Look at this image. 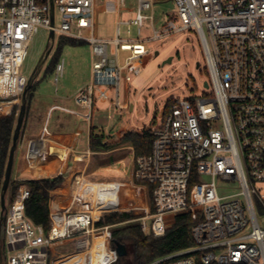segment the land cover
<instances>
[{"label":"built area","instance_id":"obj_1","mask_svg":"<svg viewBox=\"0 0 264 264\" xmlns=\"http://www.w3.org/2000/svg\"><path fill=\"white\" fill-rule=\"evenodd\" d=\"M158 1L166 0H136L134 18L118 21L116 37L107 40L96 34V16L112 13L118 18L125 0H102L100 5L96 0H53L58 28L51 26L48 5L0 0V106H19L27 85L21 68L39 28L90 48V81L73 97L79 109L92 112L96 93L107 101L103 87H113L112 103L121 108L120 85L140 74L142 58L149 53L146 45L191 31L199 37L209 77L206 89L211 90L173 99L161 125L150 127V152L134 157L127 184L82 186L75 179L74 187L90 198L91 208L50 209L47 234L25 217L29 192L19 185L4 214L0 264H49V251L63 240H74L68 264H112L117 255L110 227L97 224L105 214L128 212L154 238L164 236L178 214L198 218L191 228L192 247L151 264H264V228L258 218V213L264 215V0H172L176 13L156 30L152 13ZM145 21L151 30L148 39H119L120 24L128 34L133 26L140 36ZM120 52L128 53L122 62ZM54 70L56 83L62 62ZM202 176L210 183L193 196ZM217 179L236 183L240 191L220 197ZM105 250L107 262L101 255Z\"/></svg>","mask_w":264,"mask_h":264},{"label":"rangeland","instance_id":"obj_2","mask_svg":"<svg viewBox=\"0 0 264 264\" xmlns=\"http://www.w3.org/2000/svg\"><path fill=\"white\" fill-rule=\"evenodd\" d=\"M98 5L102 0L96 1ZM136 12V0H125L124 10L120 11L118 21L127 22L134 18ZM176 13V7L172 0L155 2L153 9L154 28L160 30L167 22L168 18ZM144 14H148L144 12ZM116 15L112 13H100L97 19L98 37L112 40L116 37ZM60 25V16L54 14V26ZM130 33H127V26H118L119 39L124 42L134 40H146L151 36L149 23L145 21L142 33L137 35L136 29L131 26ZM49 32L39 28L31 40L28 48L27 58L21 68V74L27 79L34 71L43 53L49 48ZM59 37L55 35L53 44L47 58L40 68V72L33 82L36 91L32 93L33 102L49 101L56 97H69L76 90L82 88L88 81L89 75V46L78 47L63 46L60 50L59 62L63 64L62 75L55 83V70L47 73V69L58 49ZM51 43V42H50ZM49 44V45H48ZM149 53L142 58L141 72L133 77L128 84L127 93L125 84L119 88L120 102H124L127 94L129 108L120 110L112 103L114 100L113 87H103L108 94L107 101H101L94 96V105L91 116V126L96 135H115L119 130L126 128L129 132H140L152 126L158 127L163 122L164 114L172 103L173 99H184L202 94H209L211 90L203 87L208 82L209 77L206 71L204 53L198 35L194 32H186L173 35L164 40L151 42L146 45ZM114 47L110 45L108 52L112 53ZM128 55L120 52V62ZM89 61V63H88ZM85 87V86H84ZM17 105V114L19 112ZM86 114V113H85ZM221 129V125H217ZM82 149L86 148L83 140ZM210 183V178L200 177L195 181L193 196L202 194L203 186ZM198 186V187H197ZM217 193L220 197L237 194L240 189L234 182H222L216 180ZM6 199V208L7 198ZM259 223L264 228V215L258 213ZM68 253L67 251H64ZM63 251L61 253H64ZM107 259L110 258L106 251Z\"/></svg>","mask_w":264,"mask_h":264},{"label":"crops","instance_id":"obj_3","mask_svg":"<svg viewBox=\"0 0 264 264\" xmlns=\"http://www.w3.org/2000/svg\"><path fill=\"white\" fill-rule=\"evenodd\" d=\"M118 18L116 17V24ZM96 34L98 36L97 28ZM83 45L87 44L83 42L81 45L70 47ZM88 60L91 70L90 49ZM90 70L88 81L84 86L90 81ZM33 85V90L28 96L25 117L14 152L10 180L20 182V185L25 186L24 182L28 180L61 178L60 185L49 192L48 209L54 208L69 212H78L82 208L90 209L92 205L87 195L78 194L73 184L75 179H80L82 186L127 184L130 180V167L134 159L132 146L123 144L108 152H91L89 149L90 131H94L90 124L92 112L79 109L73 102L74 95L84 86L69 97H56L47 102L46 100L33 102L32 93L37 88L35 84ZM127 89L128 84H125L126 93ZM120 103L122 107L116 108L120 110L129 108L127 94L124 102ZM15 108H17L16 102L7 104L0 110V118L9 116ZM16 115H18L17 112ZM128 132L126 128H123L115 135L102 136L105 138V143L115 144ZM83 140L86 143L85 149L81 148ZM52 249L61 264H68L65 259L74 252V240L56 242ZM67 250L68 253H65L64 251ZM62 251L64 253H61ZM101 255L107 262L106 250L101 252Z\"/></svg>","mask_w":264,"mask_h":264},{"label":"trees","instance_id":"obj_4","mask_svg":"<svg viewBox=\"0 0 264 264\" xmlns=\"http://www.w3.org/2000/svg\"><path fill=\"white\" fill-rule=\"evenodd\" d=\"M39 4L48 5V0H36ZM83 42L73 39L59 37L58 49L52 59L47 73L54 71L59 63L60 50L63 46H77ZM34 85L27 92L26 99L33 90ZM16 112L14 109L9 116L0 118V194L4 179V171L8 153L12 143L13 131L16 123ZM153 137L150 129L143 130L140 134L128 132L115 144L105 143L102 135L90 131L89 149L91 152H108L116 147L129 144L134 150V157L147 155L150 152ZM61 178L28 180L24 184L29 192V197L24 204L25 217L36 227H41L47 234L50 230L49 220V192L59 186ZM20 182L9 181L6 198L9 205L17 192ZM137 216L133 212L110 213L102 216L97 227H110L111 246L115 249L120 247L123 255L116 258L112 264H151L155 260L168 254L181 251L193 246L191 239V228L196 221L190 213H181L175 217L174 225L168 228L164 236L154 238L151 234H144L140 224L135 221ZM3 234V224L0 222V242ZM49 264H61L55 257V251H49Z\"/></svg>","mask_w":264,"mask_h":264},{"label":"water","instance_id":"obj_5","mask_svg":"<svg viewBox=\"0 0 264 264\" xmlns=\"http://www.w3.org/2000/svg\"><path fill=\"white\" fill-rule=\"evenodd\" d=\"M48 6H49V19L51 21V26H53L54 24V7H53V0H48ZM53 32L50 31L49 32V38H48V42L50 41L51 43L49 48L47 47L46 51L43 53L42 57L40 58V60L38 61L34 71L32 72V74L29 76V78L27 79V85L26 88L23 92V94L21 95L20 98V107H19V112L16 118V124H15V128L13 131V136H12V143H11V147L8 153V158H7V162H6V166H5V171H4V179H3V183H2V187H1V194H0V222L2 224H4L5 222V211H6V193H7V189H8V185H9V181H10V176H11V169H12V164H13V157H14V152L16 150L17 147V143H18V139H19V135H20V131L23 125V121H24V117H25V112H26V107H27V99H26V95L28 90L30 89V87L33 85V82L35 81V79L37 78L39 72H40V68L44 63V60L47 58V55L50 51V47L53 44ZM48 44V45H49ZM204 88H207L208 85L205 82L203 84ZM115 252L116 255L118 257H121L123 255L120 247H116L115 248Z\"/></svg>","mask_w":264,"mask_h":264},{"label":"bare ground","instance_id":"obj_6","mask_svg":"<svg viewBox=\"0 0 264 264\" xmlns=\"http://www.w3.org/2000/svg\"><path fill=\"white\" fill-rule=\"evenodd\" d=\"M7 104H3L2 106H1V108H0V110L3 108V107H5ZM4 112V111H3Z\"/></svg>","mask_w":264,"mask_h":264}]
</instances>
